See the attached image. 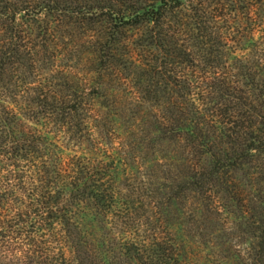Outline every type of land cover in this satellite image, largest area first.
<instances>
[{
  "label": "trees",
  "instance_id": "1",
  "mask_svg": "<svg viewBox=\"0 0 264 264\" xmlns=\"http://www.w3.org/2000/svg\"><path fill=\"white\" fill-rule=\"evenodd\" d=\"M0 264H264V0H0Z\"/></svg>",
  "mask_w": 264,
  "mask_h": 264
},
{
  "label": "rangeland",
  "instance_id": "2",
  "mask_svg": "<svg viewBox=\"0 0 264 264\" xmlns=\"http://www.w3.org/2000/svg\"><path fill=\"white\" fill-rule=\"evenodd\" d=\"M257 34H259V32L258 33L256 32V33L253 34L255 38L258 36Z\"/></svg>",
  "mask_w": 264,
  "mask_h": 264
}]
</instances>
